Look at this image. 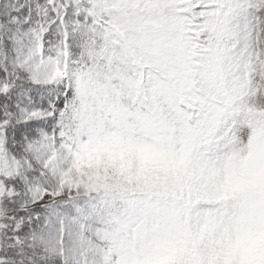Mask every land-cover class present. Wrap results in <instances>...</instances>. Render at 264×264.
Masks as SVG:
<instances>
[{"label": "snow or ice", "instance_id": "6c2138e0", "mask_svg": "<svg viewBox=\"0 0 264 264\" xmlns=\"http://www.w3.org/2000/svg\"><path fill=\"white\" fill-rule=\"evenodd\" d=\"M0 264H264V0H0Z\"/></svg>", "mask_w": 264, "mask_h": 264}]
</instances>
